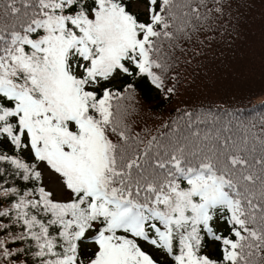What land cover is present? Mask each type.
<instances>
[{"label":"snow or ice","instance_id":"1","mask_svg":"<svg viewBox=\"0 0 264 264\" xmlns=\"http://www.w3.org/2000/svg\"><path fill=\"white\" fill-rule=\"evenodd\" d=\"M233 3L0 0V264H264V111L133 118Z\"/></svg>","mask_w":264,"mask_h":264},{"label":"trees","instance_id":"2","mask_svg":"<svg viewBox=\"0 0 264 264\" xmlns=\"http://www.w3.org/2000/svg\"><path fill=\"white\" fill-rule=\"evenodd\" d=\"M203 51L181 65V76L195 83L170 104H160L150 88L141 87L136 130L147 126L155 132L182 104L222 105L247 116L264 111V0H234L232 18L227 25L219 22L215 40Z\"/></svg>","mask_w":264,"mask_h":264}]
</instances>
